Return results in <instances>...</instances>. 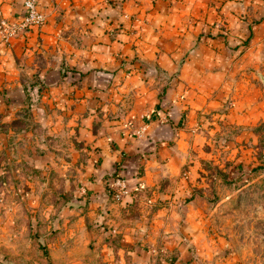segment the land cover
<instances>
[{"label": "rangeland", "instance_id": "rangeland-1", "mask_svg": "<svg viewBox=\"0 0 264 264\" xmlns=\"http://www.w3.org/2000/svg\"><path fill=\"white\" fill-rule=\"evenodd\" d=\"M208 2L210 17L198 18L208 26L197 23L192 34L196 43L217 38L210 51L223 60L221 73L206 82L202 103L184 109L192 114L165 144L135 151L175 154L157 161L155 186L133 191L119 173L123 157L133 155L104 137L119 153L106 171L98 138L117 127L147 141L149 124L145 113L121 118L98 98L77 109L75 88L87 71L73 78L78 69L65 65L52 84L33 73L21 79L22 92L12 80L0 81V264H264V0ZM24 14V0L18 21L1 14L7 47L44 23L24 27ZM194 53H185L174 72L150 67L167 109L174 102L165 92ZM106 78L99 90H108ZM121 103L130 107L133 98ZM144 163L134 160L124 174L144 172ZM116 178L128 190L118 198ZM153 213L161 225H140Z\"/></svg>", "mask_w": 264, "mask_h": 264}, {"label": "crops", "instance_id": "crops-1", "mask_svg": "<svg viewBox=\"0 0 264 264\" xmlns=\"http://www.w3.org/2000/svg\"><path fill=\"white\" fill-rule=\"evenodd\" d=\"M210 5L208 0H39V8L46 14L44 23L30 26L23 37H14L11 47L0 42V81L12 80L22 92L21 79L33 73L52 84L59 80L60 68L65 65L78 69L73 78H78L80 71H87L81 86L75 88L77 109L98 98L107 110L115 113L118 109L121 118L145 113L142 120L149 124L147 141H139L125 129L116 130L117 127H110L107 136L98 138L104 143L101 155L103 161L108 162L106 171L111 173L110 167L119 159V153L117 149L106 148L109 145L104 137L113 140L115 146L130 150L133 155L123 157L121 165L124 168L119 170L122 175H127L133 191L155 186L161 170L157 161L170 162L175 154L152 153L141 157L135 151H142L146 145L151 147L155 141L165 144L172 130L182 123L184 114H192L193 109H184L190 104L202 103L209 88L206 82L221 73L219 67L223 60L219 54L215 56L210 51L217 38L196 43L192 34L197 23L203 30L208 26L198 18L210 17ZM235 5L241 9L243 2L236 1ZM22 11L23 0H0V12L10 21H18ZM219 41L217 50L222 45ZM191 50L195 53L184 60L177 77L165 92L166 100L174 102V107L167 109L163 100L156 96L157 78L150 67L160 64L168 72H174L181 57ZM132 67L127 72L126 69ZM65 72L67 76L69 70ZM104 76H107L106 91L97 88L103 85ZM127 95H131L133 104L127 108L123 106V109L121 100ZM136 159L141 163L145 161L146 170L137 175L124 174L129 172L128 167ZM104 168L105 163L101 170ZM108 179L111 182L112 177ZM156 216L153 213L145 217L144 222L137 223L145 225L148 221L155 226L161 225Z\"/></svg>", "mask_w": 264, "mask_h": 264}, {"label": "built area", "instance_id": "built-area-1", "mask_svg": "<svg viewBox=\"0 0 264 264\" xmlns=\"http://www.w3.org/2000/svg\"><path fill=\"white\" fill-rule=\"evenodd\" d=\"M37 4L38 0H24L25 14L22 19V26L26 27L32 24H40L44 21L45 15L38 9ZM0 24L6 25L5 19L1 16V14ZM114 183L119 186L117 193H115V196L117 198L122 194H128V190L125 188V183L122 179L116 178Z\"/></svg>", "mask_w": 264, "mask_h": 264}]
</instances>
